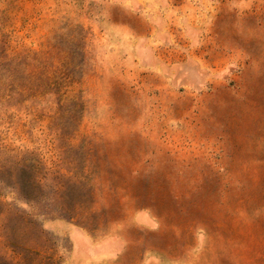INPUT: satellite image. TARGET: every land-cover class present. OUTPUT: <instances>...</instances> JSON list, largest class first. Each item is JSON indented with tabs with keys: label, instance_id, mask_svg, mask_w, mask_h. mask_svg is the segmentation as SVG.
<instances>
[{
	"label": "rangeland",
	"instance_id": "374dc122",
	"mask_svg": "<svg viewBox=\"0 0 264 264\" xmlns=\"http://www.w3.org/2000/svg\"><path fill=\"white\" fill-rule=\"evenodd\" d=\"M141 17L200 43L188 58L210 50L213 77L141 86L121 35ZM0 199L11 263L68 264L71 229L152 203L194 224L195 264H264V0H0Z\"/></svg>",
	"mask_w": 264,
	"mask_h": 264
},
{
	"label": "crops",
	"instance_id": "0c3cea01",
	"mask_svg": "<svg viewBox=\"0 0 264 264\" xmlns=\"http://www.w3.org/2000/svg\"><path fill=\"white\" fill-rule=\"evenodd\" d=\"M139 26L147 32L133 36L132 25L124 24L121 35L126 45L124 61L142 71L138 78L145 89L173 95L174 89L189 86L196 90L213 77L206 65L211 60L210 50H203L198 57L187 56V46L200 43L194 44L191 38V44L185 40L181 43L178 36L185 34L168 22L157 26L141 17ZM161 101L162 105H180L184 100L176 94ZM70 239L68 264H195L199 242L194 224L183 211L152 203L132 209L110 232L96 237L73 228Z\"/></svg>",
	"mask_w": 264,
	"mask_h": 264
},
{
	"label": "trees",
	"instance_id": "16d2710c",
	"mask_svg": "<svg viewBox=\"0 0 264 264\" xmlns=\"http://www.w3.org/2000/svg\"><path fill=\"white\" fill-rule=\"evenodd\" d=\"M0 204H2V201L0 199ZM20 228L14 224L10 225L8 228V234H10V239H15L19 236ZM37 237L40 238L42 241L45 239L44 233H42V230L40 228H37ZM12 247L15 248V245L12 241H9ZM40 253L38 251H31L29 250L28 253L22 255V260L20 262H14L11 263L7 261L5 258H0V264H47L50 263L49 261L53 260L54 264H59L58 261L55 258H52L50 256H39ZM49 259V260H48ZM36 261V262H35Z\"/></svg>",
	"mask_w": 264,
	"mask_h": 264
}]
</instances>
